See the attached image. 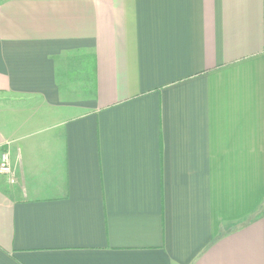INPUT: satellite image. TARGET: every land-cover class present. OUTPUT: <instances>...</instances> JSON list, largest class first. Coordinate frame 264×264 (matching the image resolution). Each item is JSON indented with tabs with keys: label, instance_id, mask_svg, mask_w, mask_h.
Instances as JSON below:
<instances>
[{
	"label": "crops",
	"instance_id": "0c3cea01",
	"mask_svg": "<svg viewBox=\"0 0 264 264\" xmlns=\"http://www.w3.org/2000/svg\"><path fill=\"white\" fill-rule=\"evenodd\" d=\"M0 264H264V0H0Z\"/></svg>",
	"mask_w": 264,
	"mask_h": 264
},
{
	"label": "built area",
	"instance_id": "2783aa9c",
	"mask_svg": "<svg viewBox=\"0 0 264 264\" xmlns=\"http://www.w3.org/2000/svg\"><path fill=\"white\" fill-rule=\"evenodd\" d=\"M0 173L9 175L11 173V165L9 161V153L3 152L0 157Z\"/></svg>",
	"mask_w": 264,
	"mask_h": 264
}]
</instances>
